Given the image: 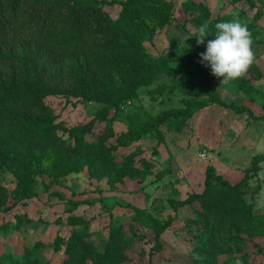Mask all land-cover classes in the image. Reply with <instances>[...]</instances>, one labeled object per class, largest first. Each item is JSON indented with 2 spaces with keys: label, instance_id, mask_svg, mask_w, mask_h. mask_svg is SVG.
Instances as JSON below:
<instances>
[{
  "label": "trees",
  "instance_id": "trees-1",
  "mask_svg": "<svg viewBox=\"0 0 264 264\" xmlns=\"http://www.w3.org/2000/svg\"><path fill=\"white\" fill-rule=\"evenodd\" d=\"M106 6H118L112 19ZM186 23L196 30L207 22L210 35L204 44L197 38L180 55L175 41H170L166 54L153 58L144 47L156 33L167 27L174 13L168 0H0V214L9 210L13 198L21 203L36 197L38 178L47 176L58 182L86 170L89 178L106 180L110 191L126 177L144 180L150 175L153 163L140 158L134 151L117 163L114 153L149 138L156 146L166 145L161 128L174 121L175 131H182L192 116L204 108L216 106L229 109L236 115L247 114L264 121L263 113L254 116L248 108L225 103L214 76L203 67L200 53L206 51L207 41L214 39L215 24L226 21L212 17L210 8L193 0L182 3ZM248 25L258 43L256 22ZM194 76L198 80H194ZM161 77L168 85L150 90L181 93L182 107L169 109L145 121L130 119L125 132L116 133L113 124L123 106L137 98L141 88L150 87ZM263 73L253 64L247 74L232 81L237 90L249 100L257 94L256 82ZM62 96L84 103H98L102 107L86 124L62 127L45 99ZM264 97V96H263ZM96 122L104 128L93 134ZM59 130L67 140L59 135ZM92 138L91 140L89 139ZM113 140V141H111ZM156 153L155 149H152ZM264 152L251 158L242 178L234 184L207 166L203 189L185 200L169 201L173 212L196 203L198 211L191 222L197 240L191 250L195 264H249L246 254L237 259L220 262L223 248L243 244L264 236V222L255 214L247 200L250 181L261 171ZM10 173L15 186L10 193L1 182V172ZM70 215L66 224L72 228L64 239L58 237L54 248H63L62 264H128V249L142 238L134 226L130 235L124 228L110 222L103 252L92 241L89 220L72 214L81 201L70 199ZM132 211L135 225L152 233V256L163 249L161 236L174 222V217L159 219L145 209L130 204L120 205ZM36 244L25 248L15 259L4 258L1 264H45ZM144 255V252H141Z\"/></svg>",
  "mask_w": 264,
  "mask_h": 264
},
{
  "label": "rangeland",
  "instance_id": "rangeland-1",
  "mask_svg": "<svg viewBox=\"0 0 264 264\" xmlns=\"http://www.w3.org/2000/svg\"><path fill=\"white\" fill-rule=\"evenodd\" d=\"M168 1L174 7L170 24L158 31L152 41L144 42V47L153 58L166 54L171 40L175 41L177 55L195 42V29L186 23L187 16L182 10V3L186 0ZM193 1L206 4L213 18L221 17L226 21L238 15L249 24L258 16V43L254 47V64L262 71L263 79L255 83L257 94L253 96V100L244 97L232 81L224 84L222 78L215 76L214 81L225 103L248 108L254 116H260L264 104V0ZM105 9L112 19H116L120 8L106 6ZM202 65L211 72L210 67H206L204 63ZM194 80L197 81L198 77L194 76ZM169 82L168 78L161 77L150 87L139 89L137 98L123 106L118 120L113 124L114 131L118 134L125 132L130 119L145 121L149 116L181 108V100L186 98L181 93L170 94L166 90L152 95L149 93ZM45 102L57 116V122L67 129L86 124L102 107L98 103H84L62 96L48 97ZM178 123V120H174L169 127L161 128L165 146H156L154 141L143 138L114 153L117 163H121L125 156L140 150L136 160L145 158L154 166L144 180L126 177L116 185L115 191H110L106 180L97 182L89 178L85 170L58 182L47 176L39 177L36 197L21 203L10 198L9 210L0 214V264L4 258L15 259L23 254L25 248H32L36 244H39L37 251L45 264H62L63 248L56 250L54 243L58 237L66 239L72 231L66 224L70 215V204L67 203L70 199L83 202L72 214L89 220V240L100 252L104 251L110 222L121 225L127 235H130V226L133 225L142 239L129 247L128 264H148V254L153 246L152 233L135 225L132 211L120 206L130 204L145 209L162 220L168 216L175 218L171 227L162 234L163 249L154 253L152 264H195L191 250L197 236L191 222L198 211V205L194 203L173 212L168 202L185 200L190 194L200 192L207 166H213L216 173L231 184L239 181L249 167L251 158L264 152V121L254 120L247 114L236 115L229 109L210 106L197 111L180 132L175 131ZM103 128L104 123L96 122L93 134H98ZM58 133L67 140L62 130ZM261 168L258 175L250 181L251 192L246 198L253 205L255 214L264 222V163ZM1 182L10 193L13 191L15 179L10 173L3 170ZM141 252H144L143 256ZM243 254L248 255L249 264H264V236L253 240L244 239L243 244L223 248L218 260L222 262L237 259Z\"/></svg>",
  "mask_w": 264,
  "mask_h": 264
},
{
  "label": "clouds",
  "instance_id": "clouds-1",
  "mask_svg": "<svg viewBox=\"0 0 264 264\" xmlns=\"http://www.w3.org/2000/svg\"><path fill=\"white\" fill-rule=\"evenodd\" d=\"M210 35L207 22L194 30L197 45L204 44ZM214 39L208 40L206 51L200 53L201 62L210 67L211 74L222 78V83L244 77L255 63L254 39L245 21L234 16L215 24Z\"/></svg>",
  "mask_w": 264,
  "mask_h": 264
}]
</instances>
